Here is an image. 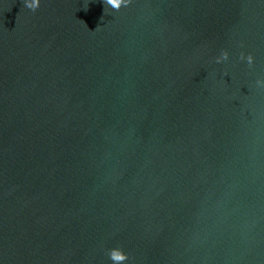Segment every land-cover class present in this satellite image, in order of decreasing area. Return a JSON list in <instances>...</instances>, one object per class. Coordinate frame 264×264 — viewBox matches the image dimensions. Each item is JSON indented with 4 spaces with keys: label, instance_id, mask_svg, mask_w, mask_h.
Masks as SVG:
<instances>
[{
    "label": "water",
    "instance_id": "1",
    "mask_svg": "<svg viewBox=\"0 0 264 264\" xmlns=\"http://www.w3.org/2000/svg\"><path fill=\"white\" fill-rule=\"evenodd\" d=\"M257 79L264 0H0V264H264Z\"/></svg>",
    "mask_w": 264,
    "mask_h": 264
},
{
    "label": "clouds",
    "instance_id": "2",
    "mask_svg": "<svg viewBox=\"0 0 264 264\" xmlns=\"http://www.w3.org/2000/svg\"><path fill=\"white\" fill-rule=\"evenodd\" d=\"M40 3L41 0H23L24 7L31 11H35L39 7ZM103 3L114 10H119L121 5L127 6L130 3V0H103ZM228 57L229 52L227 50H222L220 54L215 57V60L217 63H219L226 61ZM239 58L246 61L249 67L254 61V57L251 53L245 55L242 52ZM255 83L257 86L264 87V79H257ZM106 255L111 264H125V262L129 259V254L120 246H113L106 249Z\"/></svg>",
    "mask_w": 264,
    "mask_h": 264
}]
</instances>
